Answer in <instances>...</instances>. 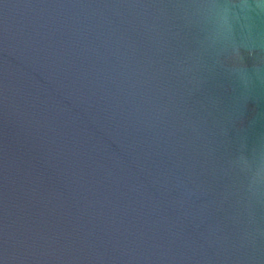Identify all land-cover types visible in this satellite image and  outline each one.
<instances>
[{
	"label": "water",
	"instance_id": "95a60500",
	"mask_svg": "<svg viewBox=\"0 0 264 264\" xmlns=\"http://www.w3.org/2000/svg\"><path fill=\"white\" fill-rule=\"evenodd\" d=\"M0 264H264V0H0Z\"/></svg>",
	"mask_w": 264,
	"mask_h": 264
}]
</instances>
